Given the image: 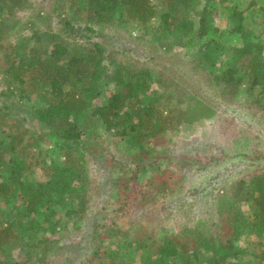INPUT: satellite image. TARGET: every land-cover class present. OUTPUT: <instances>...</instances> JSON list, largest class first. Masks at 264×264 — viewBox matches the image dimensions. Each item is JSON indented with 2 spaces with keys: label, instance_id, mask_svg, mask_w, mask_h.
<instances>
[{
  "label": "trees",
  "instance_id": "obj_1",
  "mask_svg": "<svg viewBox=\"0 0 264 264\" xmlns=\"http://www.w3.org/2000/svg\"><path fill=\"white\" fill-rule=\"evenodd\" d=\"M28 1L0 0V14L25 9ZM159 1L161 11L152 0H69L67 3L52 0L50 12L58 18L60 30L37 33L31 47L19 37L14 44L6 42V34L2 32L6 28L8 32L18 28L15 33H19L23 26L31 29L44 19L40 13L22 24L13 20L10 26L6 25L10 15L0 17V79L3 83L0 129L6 132L2 131L6 139L0 140V211L1 205L7 206L13 197H18L31 211H20L17 217L27 220L35 215L33 221L40 219L24 228L15 226L14 222L0 228V254L3 256L0 264H12L11 250L14 248L26 258L25 264L32 259L36 264H45L47 255L53 253L58 241H52L43 232L38 236V232L42 224L48 225L51 220L49 227L58 228L59 235L64 228L81 230L91 185L89 158L95 155L100 142L93 125L86 127L90 120L86 119L89 101L85 97L95 83L104 80V84L112 87V94L100 107L98 122L104 133L124 137L134 149L137 160L134 176L120 169L116 178L109 181V197L119 208L125 206L129 196L141 202L149 196L145 189L151 185L138 174H145L151 166L164 160L161 153L149 149V145L169 133L176 136L181 130L199 129L215 114L192 93L181 101L175 93L176 85L161 80L159 72L154 74L149 69L122 65L108 74L104 69L108 65L104 62L101 44L88 43L81 47L68 43L64 35H86L87 38L97 36L106 27L149 28L162 53H171L177 47L183 50L199 48L197 52L203 53L200 59L208 63L202 67L206 83L222 100L233 102L244 95L252 98L253 106L264 113V42L254 39L241 23L225 32L238 35L240 47L224 45L225 34L208 39L207 36L217 31L207 25L210 11L203 12L207 6L199 9L195 0ZM230 1L233 0H203L205 5L209 3L208 6L213 3L224 6L222 9L228 19L235 12L234 8L226 9ZM261 11L264 13V6ZM239 20L242 21L241 16ZM80 22L83 26H77ZM243 55H248V60L240 69L236 63ZM228 56L235 58L236 63L225 61ZM152 85L161 90H152ZM30 96L39 102L30 105L27 102ZM9 98H12L11 103L5 101ZM30 110L35 113L36 132L26 127V117H16L18 112ZM12 157L30 158L23 170L30 173L32 168L39 169L52 184L55 195L46 193L30 175H22L19 164ZM133 182L140 184L134 187ZM157 191L158 194L175 192V187L160 182ZM214 196L215 215L226 228L212 234L205 230L204 222H198L190 228L183 227L180 235L165 233L156 261L147 254L139 259L140 263L170 264L169 260L175 259L179 264H196L203 250L209 254L204 257L203 264H235L240 252L237 244L240 236L264 230V172L224 184ZM243 205L251 209L242 211ZM39 207L47 209L40 212L41 216ZM110 209L114 211L116 207ZM59 212L64 215L55 216ZM112 232L108 227L93 226L90 237L94 244L90 255L95 259L89 257L80 264H132L138 251L146 249L144 241L136 248H132L131 242L116 241L115 246L104 244L111 241L109 234ZM95 250L99 252L95 254Z\"/></svg>",
  "mask_w": 264,
  "mask_h": 264
},
{
  "label": "rangeland",
  "instance_id": "obj_2",
  "mask_svg": "<svg viewBox=\"0 0 264 264\" xmlns=\"http://www.w3.org/2000/svg\"><path fill=\"white\" fill-rule=\"evenodd\" d=\"M63 1L69 2V0ZM152 1L156 9L161 11V1ZM195 1L199 9L207 6L203 8V12L208 9L210 11L207 25L217 31L207 36L208 39L216 38L217 35L222 36L241 23L244 30L254 39H260L261 43L264 42V13L261 11L264 0L230 1L226 4V9H235L231 19L230 17L228 19V15L223 11L224 6L217 3L208 6L209 3L205 5L203 0ZM51 3L54 2L52 0H29L25 9L13 11L11 14L6 11L0 14L1 18L9 15L13 18L7 20V26H10L13 20L21 24L29 19L33 20L36 13H40L44 18L31 29L23 26L19 33H15L18 28L11 32H8L6 28L2 32L3 35L6 34L5 41L14 44L19 37V40H26L28 47H31L34 45L33 38L37 33L58 32L60 24L55 14L50 12ZM240 16L242 21L239 20ZM77 26H83V23L80 22ZM68 35L71 36H64L70 44L75 43L81 47H85L88 43L101 44L104 49V62L108 65L104 69L108 74H112L122 65H130L135 69H149L154 74L159 72L161 80H169L176 85L175 93L181 101L186 98L187 94L192 93L211 107L215 114L199 129L181 130L176 136L169 133L156 139L154 145H149V149H154L153 151L157 154L161 153L160 156L164 159L156 163V166H151L145 174H138V177L144 182L148 181L151 185L147 189L143 186L149 196L142 202L129 196L125 206L119 208L109 197V181L116 178L115 175L120 169L134 176L137 160L134 149L124 137H113L104 133L103 127L98 122L101 115L100 107L104 106L112 94V87L104 84V80L95 83L85 97L89 101V116L86 119L90 120L86 127L93 125V130L96 129L94 133L100 136L97 151L93 157L89 158L88 172L91 185L87 195L88 208L80 231L64 228L59 235L58 228L54 230L49 227L52 220L48 225L46 224L49 228L45 224L40 226L38 236L43 232L52 241H58L53 253L47 255L45 264H80L89 257L94 260L95 258L91 256L94 243L90 236L92 227L95 225L100 229L108 227L113 230L109 234L111 241L104 242L106 245L115 246L116 241L117 243L131 242L132 248H136L140 241L146 243V249L138 251L135 262L132 264H141L139 259L147 254L152 256L153 262L156 261V254L165 233L180 235L183 227L190 228L198 222H204L205 230H209L210 233H220L222 227L226 228V226L221 218L215 215L213 202L216 190L242 176L264 172V113L253 106L252 98L244 95H240L233 102L222 100L219 94L206 83V74L203 73L202 67H206L208 63L200 59L203 53L197 52L199 48L183 50L177 47L171 53H162L156 47V38L152 36L149 28L140 29L133 26L128 29H114L106 27L97 36L85 38L86 35L84 37L76 34ZM225 35L222 38L224 45L241 46L238 35L234 33ZM262 49L264 56V44ZM247 57L248 55H243L237 61L228 56L225 61L235 64V60L237 67L242 69L248 60ZM2 89L3 83L0 79V91ZM151 89L161 90L155 85H152ZM27 99L30 105L39 102L34 96L27 97ZM5 101L11 103L12 98L5 99ZM34 115L33 110L28 113L20 111L16 117H26V127L36 132L37 123L33 119ZM83 122L86 121L83 120ZM2 131L1 128L0 140H5L3 133L5 131ZM12 159L19 164L22 175H30L29 177H32L34 182L44 187L46 193L52 194V184L39 169L32 168L30 173L23 170L30 158L25 160L12 157ZM160 182L166 183L170 188L175 187V192L166 191L158 194L157 186ZM133 183L134 187L140 184L139 182ZM110 207H116V210L111 211ZM44 209L47 211L46 208L39 207V215ZM250 209L249 206L241 207V210L245 212ZM24 210L31 211L29 207L22 204L18 197H13L7 206L1 205L0 228L5 227L6 223L14 222L15 226L24 228L40 222L39 218L37 222L33 221L35 215H31L27 220L25 217L18 218L17 213ZM63 212L55 216L62 217ZM237 244L240 252L235 264H264V230L243 234ZM96 252L99 250L94 251L95 254ZM207 254L201 250L197 263L203 264ZM2 259L3 256L0 254V260ZM11 260L12 264H25L26 262V258L18 248L11 250ZM169 263L179 264L175 259L169 260ZM26 264L36 263L32 259Z\"/></svg>",
  "mask_w": 264,
  "mask_h": 264
}]
</instances>
